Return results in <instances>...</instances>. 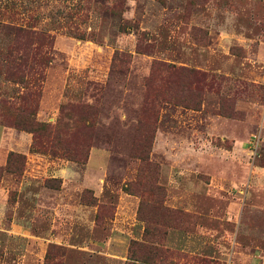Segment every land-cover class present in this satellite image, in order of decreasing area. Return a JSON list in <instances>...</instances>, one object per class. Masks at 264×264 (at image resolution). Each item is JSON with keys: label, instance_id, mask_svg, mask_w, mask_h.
Segmentation results:
<instances>
[{"label": "rangeland", "instance_id": "374dc122", "mask_svg": "<svg viewBox=\"0 0 264 264\" xmlns=\"http://www.w3.org/2000/svg\"><path fill=\"white\" fill-rule=\"evenodd\" d=\"M0 264H264V0H0Z\"/></svg>", "mask_w": 264, "mask_h": 264}, {"label": "trees", "instance_id": "16d2710c", "mask_svg": "<svg viewBox=\"0 0 264 264\" xmlns=\"http://www.w3.org/2000/svg\"><path fill=\"white\" fill-rule=\"evenodd\" d=\"M10 77H12V76H10ZM41 130H44L43 127H42V125H36V126H35V129H34V132H35V131H41ZM31 147H33V148H35V149H38V150L40 149L39 146H38V144H36L35 141L32 143ZM42 147H43V146H42Z\"/></svg>", "mask_w": 264, "mask_h": 264}]
</instances>
